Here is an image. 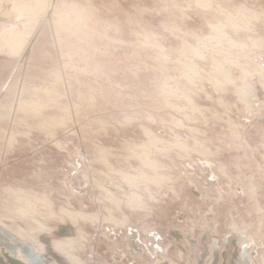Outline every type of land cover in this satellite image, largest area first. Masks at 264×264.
I'll return each instance as SVG.
<instances>
[{
    "label": "rangeland",
    "instance_id": "obj_1",
    "mask_svg": "<svg viewBox=\"0 0 264 264\" xmlns=\"http://www.w3.org/2000/svg\"><path fill=\"white\" fill-rule=\"evenodd\" d=\"M0 54V228L47 264L80 233L82 264H264V0H0Z\"/></svg>",
    "mask_w": 264,
    "mask_h": 264
},
{
    "label": "bare ground",
    "instance_id": "obj_2",
    "mask_svg": "<svg viewBox=\"0 0 264 264\" xmlns=\"http://www.w3.org/2000/svg\"><path fill=\"white\" fill-rule=\"evenodd\" d=\"M213 69V68H212ZM246 74V73H245ZM245 81V80H244ZM248 85V84H247ZM247 85H245L244 84V87L246 86V87H249V86H247ZM243 86V85H242ZM263 88V87H262ZM252 89V88H251ZM238 95L237 96H239L240 97V99L242 100H240L241 102H243L244 103V105L246 106V108H245V110H247V111H249V109H251V108H248L247 106H249L250 105V102H248L249 100V98H252L251 96H253L252 95V93L249 91V88L248 89H244L243 87H240V88H238ZM252 91H254V90H252ZM237 93V92H236ZM220 103V102H219ZM223 105V104H222ZM253 106V105H252ZM250 107V106H249ZM252 110V109H251ZM231 121V120H230ZM236 127V126H235ZM230 128H231V126H230ZM229 128V129H230ZM148 130V129H147ZM149 132V131H148ZM150 133V132H149ZM152 135V134H151ZM149 136V135H148ZM156 136V135H155ZM153 137H154V135H153ZM159 138V137H158ZM151 140V139H150ZM153 140V139H152ZM156 141V140H155ZM155 141H153V143L155 142ZM150 142V141H149ZM159 142H161L160 140H159ZM164 142V141H163ZM157 143V142H156ZM174 144V143H173ZM176 144V143H175ZM195 144V143H194ZM197 144H198V142H197ZM196 144V145H197ZM154 145V144H153ZM172 145V144H171ZM177 145V144H176ZM199 145V144H198ZM203 146V145H202ZM201 146V147H202ZM171 147V146H170ZM194 147V146H193ZM201 147H200V149H201ZM169 148V147H168ZM181 148H183V147H181ZM146 149V148H145ZM160 149V148H159ZM162 149V148H161ZM197 149V148H196ZM206 149V148H205ZM205 149H204V152H205ZM207 150V149H206ZM102 151V150H101ZM162 151V150H161ZM164 151V150H163ZM198 151V150H197ZM200 151V150H199ZM198 151V152H199ZM188 152V151H187ZM193 152V151H192ZM100 153H102V152H100ZM203 153V152H202ZM201 153V154H202ZM206 153V152H205ZM205 153H204V155H205ZM208 153V152H207ZM199 154V153H198ZM212 154V153H211ZM200 155V154H199ZM103 160V159H102ZM149 163V162H148ZM222 168H224L223 166H222ZM222 169H219V171L220 172H222L221 171ZM224 170V169H223ZM226 170V169H225ZM120 173V172H119ZM120 175V174H119ZM124 176V175H123ZM224 176V175H223ZM121 178V177H120ZM123 179V178H122ZM125 179V178H124ZM123 179V180H124ZM138 179V178H137ZM136 179V180H137ZM126 180V179H125ZM144 180V179H143ZM122 181V180H121ZM127 182V181H126ZM130 182V181H129ZM133 182V181H132ZM147 182V181H146ZM127 184V183H126ZM137 184V183H136ZM99 185V184H98ZM134 185V184H133ZM154 186V185H153ZM100 187V186H99ZM102 187V186H101ZM102 189V188H101ZM9 191V190H8ZM102 191H106L107 193L109 192V191H107V190H102ZM249 191H251V190H249ZM8 193V192H7ZM11 193V192H10ZM15 193V192H14ZM30 193V192H29ZM20 195V194H19ZM111 198H112V196L110 195V194H108ZM133 195V194H132ZM136 195V194H135ZM136 196H138V195H136ZM152 197V196H151ZM19 198V197H18ZM36 198V197H35ZM110 198V199H111ZM126 198V197H125ZM141 198V197H140ZM139 198V199H140ZM252 198V197H251ZM11 199H14V198H11ZM26 199V198H25ZM109 199V198H108ZM109 199V200H110ZM127 202L128 203H131L132 205H138V203H140L141 201H138V199L135 197V196H131V197H127ZM15 200V199H14ZM112 200V199H111ZM119 200V199H118ZM117 200V201H118ZM125 200V199H124ZM41 201V200H40ZM112 201H115L114 199L112 200ZM14 202V201H13ZM110 203V202H109ZM127 203V204H128ZM17 204H18V202H17ZM112 204L113 205H115L113 202H112ZM119 204H121V203H119ZM142 204V203H141ZM140 204V205H141ZM113 205H111V206H113ZM117 205V204H116ZM16 206V205H15ZM120 206V205H119ZM127 206V205H126ZM14 207V206H13ZM105 207V206H104ZM118 207V206H117ZM130 207V206H129ZM128 207V209H130ZM139 207V206H138ZM43 208V207H42ZM119 208V207H118ZM127 208V207H126ZM135 208V207H134ZM140 208V207H139ZM145 208V207H144ZM107 209H108V207H107ZM141 209H142V207H141ZM106 210V209H105ZM134 210V209H133ZM138 210H140V209H138ZM13 211V210H12ZM24 212V211H23ZM26 214V213H25ZM30 214V213H29ZM62 214H64V216H67L68 218H69V221H72L73 222V225L74 224H78L79 222H89L90 224L92 223L91 221H93V219L95 220H97V218L95 217V215H94V217H93V219H91V215L92 214H85L84 212H80V211H73V212H64V213H62ZM89 215V216H88ZM17 216V215H16ZM63 216V217H64ZM32 217V216H31ZM61 217V216H60ZM59 217V218H60ZM17 218V217H16ZM58 218V219H59ZM108 220H107V219ZM112 218V216H108V217H106L105 216V219H106V222L107 221H109V219H111ZM24 219V218H23ZM28 219H29V217H28ZM31 219H34V218H31ZM114 218H112L110 221L112 222V220H113ZM95 220V221H96ZM103 220H104V218H103ZM115 220V219H114ZM113 220V221H114ZM64 221V220H63ZM40 222V221H39ZM39 222H37L36 221V219H35V224H36V228H37V230H45L46 229V227H45V225H43L42 223H39ZM71 222V223H72ZM125 222H126V220L125 219H123V217L121 218V219H119V220H115V224H117L118 225V227H122L124 224H125ZM62 223V222H61ZM93 223H94V221H93ZM92 223V224H93ZM113 223V222H112ZM30 224V223H29ZM28 224V225H29ZM34 224V223H33ZM115 224H113L114 226H115ZM120 225V226H119ZM31 227V226H30ZM78 227V226H77ZM29 228V227H28ZM33 228V227H32ZM78 229V228H77ZM230 229L231 230H233V232L234 231H238V230H236V227H235V225L233 226H231L230 227ZM12 231V230H11ZM33 231H35V229L33 230ZM18 233H19V230L17 231ZM16 232V233H17ZM22 232V231H21ZM20 232V233H21ZM24 232V231H23ZM36 232H38V231H36ZM42 232V231H41ZM81 232V231H80ZM14 233V232H13ZM16 234V235H18V236H20L19 234ZM15 234V233H14ZM28 234V233H27ZM30 234V233H29ZM32 234V233H31ZM23 235H24V233H23ZM83 234H78L76 237L77 238H74V237H66V238H61V239H57V240H54L53 242H52V246H51V248H52V250L54 251V252H56V253H58V254H60V255H63L65 258H66V260L70 263V264H82L81 263V261L78 259V257L77 256H75L74 255V253H75V250H76V248L77 247H79V245H80V243H81V240L83 239V236H82ZM25 236V235H24ZM26 236H28V235H26ZM22 237V236H21ZM28 237H32V236H28ZM27 237V238H28ZM85 238V237H84ZM31 239V238H30ZM37 242V241H36ZM83 243V242H82ZM35 252H38V253H43V250H44V247H43V245L41 244V243H35ZM82 246V245H81ZM22 256V255H21ZM23 257V256H22ZM24 258V257H23ZM24 260H25V258H24Z\"/></svg>",
    "mask_w": 264,
    "mask_h": 264
},
{
    "label": "water",
    "instance_id": "obj_3",
    "mask_svg": "<svg viewBox=\"0 0 264 264\" xmlns=\"http://www.w3.org/2000/svg\"><path fill=\"white\" fill-rule=\"evenodd\" d=\"M60 229L65 230L67 233H71V230L69 228L60 227ZM0 233H1L0 244L4 248H6L10 252V254L17 255L18 252L16 251V249L19 248L20 249L19 254L25 258V261L28 264H47L43 261V258L41 257V255L34 252L33 248L27 242L22 241V240H17V238L13 234L9 233L8 231L2 228H0ZM7 239L11 240L14 243H9ZM40 240L46 245L45 250L49 252L52 255V257L55 258L57 262L61 263L59 257L51 252L48 240L43 237L40 238ZM236 242L237 241L233 242L234 246L236 245ZM243 248H245V246ZM242 255L244 256V259H247L245 256V253H242ZM204 257L205 255L202 256V259H204ZM5 258L9 261V264H23L21 261L7 254H5ZM0 264H5V263L3 260L0 259ZM245 264H247V262H245Z\"/></svg>",
    "mask_w": 264,
    "mask_h": 264
},
{
    "label": "crops",
    "instance_id": "obj_4",
    "mask_svg": "<svg viewBox=\"0 0 264 264\" xmlns=\"http://www.w3.org/2000/svg\"><path fill=\"white\" fill-rule=\"evenodd\" d=\"M0 57H1V54H0ZM6 57H7V55H2V59H0V62L1 61H5V62H7V64H10V63H15V60H7L6 59ZM10 59V58H9ZM16 73V72H15ZM1 74H3V76L5 77L6 75H8V77L10 76V74L9 73H5V72H3V73H1ZM2 76V75H1ZM7 77V78H8ZM15 79V75H13V77H12V79H11V83L13 82V80ZM20 260V259H19ZM21 261V260H20Z\"/></svg>",
    "mask_w": 264,
    "mask_h": 264
}]
</instances>
